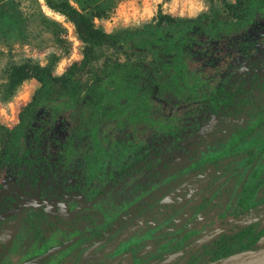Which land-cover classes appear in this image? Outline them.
I'll use <instances>...</instances> for the list:
<instances>
[{
    "label": "rangeland",
    "instance_id": "1",
    "mask_svg": "<svg viewBox=\"0 0 264 264\" xmlns=\"http://www.w3.org/2000/svg\"><path fill=\"white\" fill-rule=\"evenodd\" d=\"M68 1L91 17L95 27L127 38L98 48L97 58L73 75L82 84L98 76L93 95L82 89L70 100L46 97L19 140L22 161L0 162V210L17 211L0 226V264H126L128 260L140 264L157 244L154 234L142 241L133 259L128 248L122 251V242L133 243L146 227L140 217H133L134 209L141 200H155L151 193L173 181L175 177L163 182L167 173L192 157L204 159L202 154L230 137L231 117L226 109L212 111L213 99H227L234 89L264 72V10L238 24L226 5L245 8V2L238 0ZM45 6V0H0V136L5 127L19 123L20 111L40 87L33 77L11 84L16 66L29 62L62 76L83 57L84 43L72 22ZM162 16L174 18L170 29L159 26ZM218 21L226 25L211 26ZM185 25L190 28L181 34L171 31ZM132 38L143 40L134 43ZM114 62L121 64L116 71ZM199 133V140H190ZM262 134L264 128L252 137ZM142 154L152 159L143 161ZM133 165L135 170L130 169ZM123 168L125 176L117 182L115 177ZM194 169L191 165L177 177L174 192L154 201L156 208L148 214L151 223L155 213L175 204L170 198L175 192L193 196L202 187ZM145 190L148 193L142 194ZM219 194L228 199V193ZM33 206H43L53 215L34 214ZM222 208L217 205L190 225L195 230L191 236L200 238L194 244L233 225ZM128 215L134 220L122 225ZM85 228H97L104 237L77 249L72 244ZM67 239L72 240L69 246L32 261ZM260 240L247 251L264 248ZM235 253L198 264L250 256L243 249Z\"/></svg>",
    "mask_w": 264,
    "mask_h": 264
},
{
    "label": "trees",
    "instance_id": "2",
    "mask_svg": "<svg viewBox=\"0 0 264 264\" xmlns=\"http://www.w3.org/2000/svg\"><path fill=\"white\" fill-rule=\"evenodd\" d=\"M238 1L245 2V8L238 4L226 3L232 15L236 16L235 21L238 24L251 20L255 16V12L264 10V0ZM45 3L49 9L58 12L59 15H64L72 22L78 38L84 43L83 57L79 62L72 63L62 76H54L49 68L29 64V62L15 67L10 76L11 84L33 77L40 81V87L35 91L32 100L20 111L19 123L12 128L5 127L3 135L1 134L0 162L2 163L22 161V157L19 156V140L27 132L37 106L46 97L52 99L61 97L70 100L74 98L75 93L82 89L93 95V91L100 81L99 77L95 76L91 82L82 84L79 79L73 78V75L88 67L97 58L98 48L104 44L115 43L127 38L119 33H109L95 27L92 18L75 8L68 0H45ZM173 21L174 18L172 17L162 16L158 23L162 27L161 29H170V22ZM163 22L168 23L162 26L161 23ZM222 25H226V22L218 21L211 24L217 29L218 26ZM189 28L190 25H185L182 28H173L171 31L178 35ZM175 35L167 41L172 42V39L176 37ZM132 40L135 41L134 43H139L143 39L132 38ZM117 66H121V64L114 62V71H116ZM175 67L178 68L179 66L176 65ZM213 101L214 109L212 111L217 113L226 109L231 117L229 126L232 127V130L239 128L241 131L236 133L231 130L230 137L225 142L220 143L218 148L202 154L204 159L192 157L191 162L182 164L176 170L167 173L163 182L175 177L172 179L173 181L164 182L165 184L156 189L154 194L151 193L155 200H141L135 207L133 217H140L146 227L141 230V234L137 235L139 238L135 239L133 243L129 240L123 241L122 251L128 248L129 257L133 259L136 251L143 246L142 241L145 239H152L156 235L157 244L156 250L148 259L141 260L140 264H198L205 260L220 259L224 255H231L235 252L238 254L242 249L244 251L254 249L259 244L257 239L264 232V223L260 222L263 218L262 214H264V134L257 139L252 135L261 133L260 131L264 128V77L256 78L251 82L248 89L232 93L223 101L216 98ZM229 126L228 128H230ZM199 136L200 133L195 137L192 135L190 140H199ZM243 142L245 145L247 144L248 149H243L244 145L241 146ZM257 143L259 144L258 147L251 148L253 144ZM240 148L242 151H239ZM187 149L189 151L195 150L188 147ZM141 156L143 157L142 160L146 162L152 159L149 154L146 156L142 154ZM161 159L165 160V158ZM206 160L210 162L204 164ZM191 165H195V179L200 182L203 181L202 187L190 197L186 196L185 192H175L174 195L170 196L171 199L175 200V204L170 206L166 212L155 213L154 224L151 223L148 214L154 209L155 202L164 195L174 192L175 184L179 182L177 177L183 171H189ZM134 167L133 165L130 169L133 170ZM140 167L144 169L143 166ZM124 172L125 168L115 177L117 182L123 179ZM221 177H225V179L217 183ZM154 186H157L156 182L152 187ZM221 190L223 193L229 194L226 201H224V195L218 193ZM145 193L148 191L145 190L142 194ZM217 205L223 206V214L229 215L228 217L231 216L228 221H232L233 225L228 231L225 230L226 232L207 234L203 239V243L206 245L202 246L203 243L200 241L199 245L201 243L202 245L197 246L194 243L198 242L200 238L196 235L191 236L195 230H192L190 225L198 221L207 212L214 210ZM45 217H50V214L45 213ZM129 217L130 215L127 219L122 220L125 222L122 225L126 226L127 220L129 223L134 220ZM86 229L77 232L78 240L75 242V246L77 245L75 248L79 249V246L89 241L93 235L98 237L101 233L97 228ZM223 261L220 260L219 262ZM131 264H133L132 261Z\"/></svg>",
    "mask_w": 264,
    "mask_h": 264
},
{
    "label": "flooded vegetation",
    "instance_id": "3",
    "mask_svg": "<svg viewBox=\"0 0 264 264\" xmlns=\"http://www.w3.org/2000/svg\"><path fill=\"white\" fill-rule=\"evenodd\" d=\"M262 77H264V72L263 73H261V74H259V75H255L254 76V78L251 80V81H249V83L246 85V86H243V87H241V88H236V89H234V91L232 92V93H238V92H240V91H243V90H246V89H248L249 88V86H250V84H251V82L252 81H254V80H256V78H262ZM231 93V94H232ZM220 112V111H219ZM215 122V121H214ZM213 122V123H214ZM215 123H217L216 125H215V129H216V131H218L217 129H219L218 127H220V120H216V122ZM219 125V126H218ZM218 126V127H217ZM228 127V126H227ZM207 129V128H206ZM205 129V130H206ZM232 130V129H231ZM230 128H228L227 129V133H230ZM208 131V130H207ZM215 131V130H214ZM232 131H234V130H232ZM236 133H238V132H240V129L238 128L236 131H235ZM261 132V131H260ZM254 134H256V133H254ZM259 134H261V133H258V135ZM254 137V136H253ZM260 137V136H259ZM256 139V138H255ZM246 141H249V140H246ZM242 145H244V147L246 146V148H244L243 147V149H248L249 147H247V144L245 145V142H243V143H241V146ZM251 148H253V147H251ZM236 150H238V149H236ZM239 151H242L241 149H239ZM192 173H195V176H196V171H193ZM194 176V177H195ZM225 179V177H221L218 181H217V183L218 182H222L223 180ZM221 192H223L222 190H221ZM218 193H220V191L218 192ZM188 197H190V196H188ZM32 208V210H33V212H34V214H37V215H39V216H41V217H45V213H48V214H50V217L53 215V213L51 212V211H47L43 206H33V207H31ZM17 211H13V212H11V213H6L5 214V210H0V226H1V224H3V223H5V222H8L9 220H11V219H13L14 218V214L16 213ZM3 214H5V215H3ZM263 216V218H262V220L260 221V222H262V223H264V214H262ZM51 220H52V223H53V225H55V226H57V227H59V225H56L57 223L51 218ZM61 226L62 227H64V228H66V224H61ZM86 227V226H85ZM72 229H74V228H72ZM224 232H226V231H224ZM223 233V232H222ZM94 236H96V235H93L92 237H91V239L89 240V242L88 243H91V242H95L96 240H98V239H100L101 237H104V236H101V234L97 237L96 236V238H94ZM262 236V237H261ZM94 238V239H93ZM260 239H262V240H264V232H262V234L258 237V239H257V241H258V243L261 241ZM69 241H71V243H72V240H65L64 242H62L61 244H64V243H66V242H69ZM87 242V241H86ZM85 242V243H86ZM84 243V244H85ZM60 244V245H61ZM70 245V244H69ZM68 245V246H69ZM72 245H74L75 246V243H73ZM77 246V245H76ZM45 253V252H44ZM43 253V254H44ZM42 255V254H41ZM41 255H39V256H41ZM126 255V254H125ZM39 256H37V257H39ZM128 256V255H127ZM127 256H125V257H123L122 256V259H126L127 258ZM48 257H50V256H48ZM48 257H46V258H44V259H47ZM57 257H59V256H57ZM51 258H53V256L51 257ZM34 259V258H33ZM44 259H42V260H44ZM203 260V259H202ZM63 263H65V262H62V264ZM105 264H114V262H109V263H105ZM126 264H131V260H128V262L126 263Z\"/></svg>",
    "mask_w": 264,
    "mask_h": 264
},
{
    "label": "water",
    "instance_id": "4",
    "mask_svg": "<svg viewBox=\"0 0 264 264\" xmlns=\"http://www.w3.org/2000/svg\"><path fill=\"white\" fill-rule=\"evenodd\" d=\"M70 243H71V241L66 242L64 244H61V245H59L57 247L51 248L46 253L42 254L41 256H39L37 258H34L32 261H37V260L44 259V258L52 255L54 252H58L59 250L63 249L64 247H67ZM246 252L247 253L250 252V256H248V257H246L244 259H233V260L230 259V261L226 260V261H223L224 263H221V264H228V263H232V262L237 261V260L243 261V260H246V259H250L252 257V255L255 254V253H258V254L260 253L261 255H264V248H261V249H258V250H250V251H246Z\"/></svg>",
    "mask_w": 264,
    "mask_h": 264
},
{
    "label": "bare ground",
    "instance_id": "5",
    "mask_svg": "<svg viewBox=\"0 0 264 264\" xmlns=\"http://www.w3.org/2000/svg\"><path fill=\"white\" fill-rule=\"evenodd\" d=\"M46 10H48L49 12H52L51 9H49L47 6H45ZM57 16H59L57 14ZM228 264H264V255H261L260 253H255L252 255V257L250 259H246L243 261H234L232 263H228Z\"/></svg>",
    "mask_w": 264,
    "mask_h": 264
}]
</instances>
